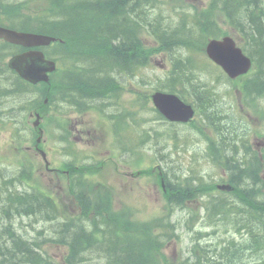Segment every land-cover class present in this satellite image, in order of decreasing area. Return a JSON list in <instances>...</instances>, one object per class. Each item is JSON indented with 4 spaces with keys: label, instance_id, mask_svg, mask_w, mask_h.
I'll return each mask as SVG.
<instances>
[{
    "label": "rangeland",
    "instance_id": "obj_1",
    "mask_svg": "<svg viewBox=\"0 0 264 264\" xmlns=\"http://www.w3.org/2000/svg\"><path fill=\"white\" fill-rule=\"evenodd\" d=\"M22 0H18V2H21ZM132 1V0H131ZM193 5H195L196 7H199L203 4H205L206 0H189ZM9 10L12 13L10 15L11 18H20V14H19V8L15 7V6H9ZM142 11L149 9L151 10L150 7L143 5V0H142V5L140 8ZM140 10V11H141ZM139 11V12H140ZM152 11V10H151ZM19 14V15H18ZM206 18V16H205ZM180 19H182L181 16H179L178 14H175L173 16V20H168L171 22H177ZM32 22V21H31ZM53 25V24H52ZM51 25V26H52ZM178 29H182L183 27L176 25ZM226 31H230V29H225ZM56 32V31H55ZM185 54L187 55L188 52H185ZM198 56H194V58H197ZM201 57V56H199ZM204 57V56H203ZM205 58V57H204ZM150 65L148 67H146L145 69H142L140 72H138L136 75L138 77L143 76L145 77L149 82H157L158 79L163 78L165 76V73L168 72V63L164 62V59H161V56H156L154 58H152L150 60ZM204 79H202V81L206 82L207 84L216 86V90L217 92H219L220 94H224L226 92V88L231 87L230 85L227 86H222L220 82H217L215 79V77H213L210 74H205ZM189 83H192V85H195L196 80H194L190 75H189ZM197 84L199 85L198 89L194 92L196 93H200L202 94V98L199 97L198 95H186L187 98H189L190 100H195L200 102L198 105H202L204 109L208 110L207 112H205L203 114L202 117L204 118H212L213 115H218L219 116V121L221 122L220 125L222 127H226V129L228 128V132L229 134L232 133V137L235 139L236 141L242 140L244 143V139L242 137L243 133L246 131V125L244 122H242L238 116V110L236 108V100H234L233 96H229L228 92H226L224 95H221L219 99L221 100V105L219 107L216 108H212L210 107V104H212L214 98H211V94L207 93L205 95L204 93V87L197 82ZM108 88H106L103 92L102 90L98 91V92H94L92 94V98L97 102V103H107L110 105L111 110L113 112V114L117 115V116H123V118H121L123 121L128 122L129 121V116L126 110L122 109L120 106H117L113 101L112 98L110 100L107 99H101V95H106V93H108V91H106ZM111 91L114 92L115 89L109 88ZM89 91V89H88ZM96 96V97H95ZM107 96V95H106ZM4 99L11 100L13 97H4L2 96ZM117 98V96H116ZM118 99V98H117ZM203 99V101L201 102V100ZM124 101L127 100V97L125 96ZM203 102H205V104H203ZM215 103L218 104V99H215L214 101ZM244 102L247 105H255L258 108H262L264 106V100H256L254 101H249L246 97L244 99ZM119 103V101H118ZM204 110V111H206ZM213 114V115H212ZM94 115L95 113L92 111H88L86 112L85 115H78L76 113H72V119H73V123H72V129H74V126H80L79 124H75L74 120H77V122L80 121V118L88 119L89 121L92 120L94 121ZM223 115V119L225 121H223L220 116ZM140 116L143 119H147V120H152V118H150L151 114L149 112H142L140 114ZM142 119V120H143ZM234 119H238L240 121V124H236L234 122ZM215 122V119H214ZM146 122H140V124H145ZM218 123V122H217ZM250 124H252V121L250 122ZM219 125V123H218ZM89 127L91 128L92 131H94V125L89 124ZM163 124H159L158 122L152 120V122H149V125L146 126V130H155V136L157 137L158 134H160L161 136H159V138L154 139L151 135L145 133L146 130H136L133 131V125L129 124L128 129L133 132L136 133L138 137L142 136H146V138H148L146 140L145 143L140 142L141 145V151L144 152L148 157L145 158V162L143 164V166L141 167L142 169L148 168L150 165L151 166H161V168L164 171V175L169 176L170 174L173 173V175L177 176V172L179 171V169L182 167L183 161L185 160L184 163V169L186 170L189 165H190V157L193 154V152H196L197 156L195 157L198 161L197 163H194L195 158L191 157V162L193 164H195L196 166H200L202 167L204 165V158L202 157L201 153L203 152L204 149V145L198 143L197 141V137L194 135V133L191 131L190 128L188 127H179L176 126L177 128H173V127H167V128H163ZM205 128L208 129L207 126L204 125ZM143 129V128H142ZM96 133V136L93 137H87V133L86 132H73L72 134V138L74 140V143L76 144L77 148L82 151V153L84 152L82 148H86V150L88 151H93L95 150V140L97 137V153H96V159H102V160H106V167L102 170V172L100 173V175L98 176V180L101 184H104L106 186L112 187L115 190V196L112 200V206L114 209H118L121 208L122 206H127L130 207L133 211H134V218L138 221H148L150 220L152 217L154 216H158L161 211H162V206H163V201L160 197V193L158 188L155 189L153 187V180L152 178H149V176H144V177H136L132 183L129 184L130 179L128 180L127 178H122L121 175L125 174V172H127L128 170L126 169V164L128 159L131 158V156L125 152V156H120L115 148V145H118V143L115 142V144L111 141L110 137L108 135H106V133L102 132L101 135V131L99 129H96V131H94ZM169 133L172 137H174L175 139H177L180 144H181V151L179 152H174L172 150H170V147L165 146L162 142H159L162 137ZM124 143L126 142L125 139V135H123L122 137ZM264 142V137L263 138H258L256 140H252L251 139V144L253 147H255L256 144H260ZM227 146L225 147H221L217 148V152H215L210 159L208 160V164L209 166H211L210 169H207L206 167L202 168V169H198L196 170V172L193 174L194 178L190 179L189 181L183 182V189L180 190V194L182 196L186 195V194H193L196 192H200L199 194H203L206 197H210V196H214L216 194V191L212 190L211 187H215L216 184H225L224 180L220 181L219 178L217 177L219 174H221L222 172L218 169L219 167V163L220 160L217 158V156H231L234 154V143H230V144H226ZM222 149V150H221ZM127 151V150H126ZM153 152H157L156 158L154 159L153 162H151V156L153 154ZM217 155V156H216ZM10 155L7 154L6 158H8ZM74 156L80 158V154L79 153H74ZM117 156V157H116ZM113 157H115V159H113ZM200 157V158H199ZM55 160H60L58 158V156H54ZM111 158V159H110ZM134 158V156H133ZM163 159L162 164L159 165V163L157 161ZM215 161V167H212L211 162ZM88 163L93 162L92 160L90 161H86ZM113 164L116 165V171L114 170L115 168L113 167ZM5 166L8 167H14L16 166L15 161H8L6 160V162L4 163ZM52 166L53 167H57V163L52 162ZM133 168V166H132ZM133 172H137L135 168L132 169ZM45 173V172H44ZM48 179L47 174L45 173V176ZM75 177L76 180L78 182V187L76 189L75 195L78 199L80 200H84L85 204L88 203V205L86 207H83L84 209L88 207L89 208H93L95 209V207L92 206V202L96 201L98 202L101 206L99 207L100 212H105L107 209V202L104 201L102 198H92L90 195V186L89 184L86 182V180L83 178V176L78 173L77 171L75 172ZM178 177H181L180 174H178ZM209 177L212 179V181L209 183L210 179ZM264 177V174H263ZM198 179V180H196ZM95 181V180H94ZM41 182L44 183V185L48 186L51 191L53 192V194H57L59 199L65 201L67 204H69V200H67L63 195H67L66 192V186L64 182L59 183V187L56 186V182L55 181H50V180H46L43 179ZM175 183V182H173ZM209 183V184H208ZM215 184V185H214ZM0 186H4L2 181L0 180ZM63 188V189H62ZM2 192H4V190L0 187V194H2ZM98 200V201H97ZM102 201V204H101ZM106 202V203H105ZM74 209V207L72 206V204L69 206V210L72 211ZM220 210L217 209V212H219ZM243 216V215H242ZM241 215H239V218H243ZM215 219L213 218V220H215L216 222L218 221H223L224 222V218L221 216H214ZM184 218H188V213L185 212H175V220H180V222H182V220ZM31 223L30 220H22V224L23 227L27 230L25 232V236L30 237V228L26 225L27 223ZM104 223V222H103ZM102 223V224H103ZM199 229L198 226L196 224H191L189 226V229H187L186 227H178V229L176 230V234L178 235V240L179 242L177 244H170L167 248H166V253L168 255H172L175 257L180 256L181 254L183 256H185L186 251L189 249V243H190V238L193 236L190 234V230H197ZM207 232L210 233L213 232V229H209ZM219 232H221V228L220 226L217 224L216 228H215V236L213 238V241H218L217 239L219 238ZM35 233V232H34ZM36 235V234H35ZM210 239V238H209ZM207 239L206 243H209L210 240ZM129 243H131L133 245V249L134 250H141L143 249V247L135 246V241L129 240ZM0 246H1V241H0ZM53 248V247H51ZM96 248V247H94ZM93 248V249H94ZM118 248H120V245H118ZM54 249V248H53ZM262 251V250H260ZM52 252L57 255L56 253H59L60 251L58 249L52 250ZM78 255H77V261H80V264H101V257L100 254H98V252H96V255H94L95 261L94 263H91L89 261L90 255H93L94 253H91L87 256V253L82 252V251H77ZM94 252V251H93ZM165 252V251H164ZM113 253L118 254V250L113 251ZM136 254V252H135ZM89 257V258H88ZM59 259V258H57ZM104 262V261H103ZM79 263V262H78Z\"/></svg>",
    "mask_w": 264,
    "mask_h": 264
},
{
    "label": "trees",
    "instance_id": "obj_2",
    "mask_svg": "<svg viewBox=\"0 0 264 264\" xmlns=\"http://www.w3.org/2000/svg\"><path fill=\"white\" fill-rule=\"evenodd\" d=\"M144 1V0H143ZM117 4H124L123 9L124 11H119ZM142 0H92L88 3V6L95 8L97 10L98 15V22H100L103 19L110 18L109 21H107V26L110 30V33L106 35L108 37V43L109 40L113 38H119L122 40V42H125L120 50H118L117 54H113V49L110 51V57L108 59V62L106 61V64L104 65L103 73H108L109 71L113 70L116 65H126L129 64V60L132 58V54H129L130 50L127 48V40H133V46L135 50V32L133 28L135 25L143 24L142 17L140 16L139 11L141 10ZM154 4L148 5V7H153ZM215 11L222 10L224 11L231 20L238 26L243 36L247 38L246 42V48L250 52V54L254 57L255 63L258 66L259 73L258 75H255L253 80L249 81V86L246 91V96L250 97L251 100L256 99H264V0H215ZM152 10H155L152 8ZM237 10V11H235ZM142 11V10H141ZM140 11V12H141ZM157 13L160 12V7L156 6ZM235 11V12H233ZM102 12V13H101ZM122 12H126L125 14ZM118 17H117V14ZM128 16H127V15ZM131 18H130V17ZM69 15L65 16L63 18V21H67L69 19ZM208 18H213V16L210 14ZM116 21V22H115ZM210 21V20H209ZM183 28L180 30L182 34L186 37H190V32L188 30L187 25L182 26ZM158 31L162 32L161 35H159L161 42L165 47L169 46V40L167 36V32H174L177 30V26L172 28L169 23H162L157 26ZM127 48V49H126ZM184 50L187 51L186 46L184 47ZM139 53H136L135 59L137 60L136 56H139ZM116 57V58H115ZM113 59V60H111ZM115 60L116 63L113 61ZM102 69L97 70V72H102ZM189 73L185 70H183V78L187 84H189L193 89V95H198L202 98V94H198L194 91H196L199 87L197 84V81L195 82V85H192V83H189ZM206 83V82H205ZM207 84V83H206ZM208 85V84H207ZM204 87V93L205 95L209 93L207 88ZM213 99L214 97L211 96ZM203 99L201 100V102ZM205 104V102H203ZM210 107L213 108V106ZM218 118L219 116L216 115ZM216 117V118H217ZM221 118V117H220ZM222 119V118H221ZM230 143H235L234 139L231 137L229 139ZM223 141L221 142V144ZM229 143V144H230ZM228 144V143H227ZM221 147H224L221 145ZM236 148V147H235ZM222 150V149H221ZM223 157V156H222ZM235 157H232L231 159L235 160ZM247 157L244 156L243 159H246ZM228 159V158H227ZM239 159L240 162H244L245 160ZM224 165L227 166V161L223 157ZM236 160V161H239ZM235 163V166L239 169H237L238 173H240L237 177H235L234 185L237 187L238 195L240 198L247 203L253 202L252 195L255 194V188H257V182L256 180H252V183L249 182L247 179H245V176L243 173L247 174L248 172H251L252 174L256 173V167L252 168L250 167L251 164H255V160L251 159V161H248L247 164H244L241 166L237 162ZM232 164V163H231ZM232 165L231 167H227V170L232 172V169L235 167ZM252 176V175H251ZM240 178L239 180H236ZM247 182V183H246ZM3 185L0 186L4 192L0 194V212L3 215H9V213H17L20 215H31L35 216L34 214H38L41 217H47L50 214V204L49 200L43 196V195H25L17 192H9L8 188L6 186L10 185V181L3 180ZM246 183V185H245ZM258 191V190H257ZM252 194V195H251ZM174 197H176L174 195ZM88 204H86L87 206ZM230 205L234 206V203L231 202ZM254 204H249L250 206V212L246 213L245 215H258V219H260L259 214L260 211L255 209L253 206ZM93 206V205H92ZM101 205L97 204L95 207V215L91 217L92 219V228L90 230H87L85 227H76L78 225L72 226V228L68 226H60V235L61 238L57 242L65 244L69 247V255L65 259L64 264H80V261L76 259L78 255V250L84 249L85 252H93V249L90 248L89 243L98 242L96 243L97 247H104L103 248V256L101 259L102 261L106 262V264H157L156 255L154 251L149 250L147 253V256H143V250H134L133 245L129 243V240L135 241L130 234L129 235H123L119 234L118 232L121 230V223L123 221H126V217L111 212L108 208L105 212H100L99 207ZM92 208L88 207L84 209V214L87 215L89 211H91ZM251 213V214H250ZM10 221V220H9ZM21 221V220H20ZM19 221H10L11 226H8L7 229L3 228V231L0 234V264H55L54 262L45 259L42 254L40 253L37 246L34 244L28 242L25 239H17L13 235V233L10 231V228L15 230L19 233L20 226L19 225H13L12 223H16ZM99 222V225H95L94 223ZM104 222V223H103ZM103 223V227L101 226ZM114 229H113V228ZM243 228L247 229V239L241 244H234V249L239 253V255L242 258L247 257V252H243V248H246L247 244L248 246L252 243H255L258 247L262 248V251L264 250V225L257 224L256 218L252 221L249 218H247V221L245 224L242 225ZM70 230V232H69ZM116 230V231H115ZM114 235L116 238H114ZM15 240H14V239ZM121 239V240H118ZM13 240L12 248L7 247V240ZM6 240V241H5ZM65 240V241H63ZM115 242L118 244H122V248L118 251V255H112L113 251L111 248V244ZM149 245L153 246L155 243V239L153 236L149 237ZM135 246H143L142 244H139L135 241ZM256 246V247H257ZM107 247V249H106ZM113 247V246H112ZM14 250L18 251L16 255H13ZM136 252V254H135ZM107 253V254H106ZM106 255L108 257H106ZM213 263L215 261V264H226L221 260H212ZM103 262V263H104ZM91 263H94L91 261ZM249 263V260L246 259L245 262L241 261V259H233L230 264H247ZM252 264V263H251Z\"/></svg>",
    "mask_w": 264,
    "mask_h": 264
},
{
    "label": "bare ground",
    "instance_id": "obj_3",
    "mask_svg": "<svg viewBox=\"0 0 264 264\" xmlns=\"http://www.w3.org/2000/svg\"><path fill=\"white\" fill-rule=\"evenodd\" d=\"M0 4L5 7V9L3 11L0 10V23H2V24H10V25H14V26L20 27V28H22L24 30H30V31H40V32H48V33H52V32H55V31L57 32V28L55 27V25L52 22V19L54 18V16H52V15H50L49 17H42V18H40V19H38L36 21H32V22L24 19L23 17L11 18L10 15L12 13L9 10L10 9L9 6H15L17 8H20L21 2H18V0H7L5 3H1L0 2ZM156 6L157 5L154 4L153 7H150L151 10H152V8L155 9V10H152V12H154V13H157ZM235 11H237V10H235ZM235 11H233V12H235ZM210 14L211 13H206L205 14L207 19H208ZM68 15H69V12L66 13V16H68ZM161 22L162 23H164V22L169 23L172 28H174L176 25H179L181 27L187 25L186 22L183 19H180L177 22H175V21L171 22V21H168V20H163ZM185 52H188V50L185 51ZM201 79H204V77H201ZM214 80H216L217 82H220V80L217 79V78H215ZM208 85L210 86V84H208ZM210 87L214 89L218 99L220 98L221 95H224L227 92L226 91L224 94H220L219 92H217L216 86L211 85ZM103 91L104 90H102V92ZM106 91H108V93H106L107 96L106 95H103V96L101 95L100 96L101 99L110 100L112 98V101L117 106H120L119 103H118V99L116 98L118 91L114 90V92H113L109 88ZM245 97L249 101H254V102L256 100H264V99L251 100L250 97H247V96H245ZM217 98H214V100H213V102L211 104V106H213V108H215V106L217 105V103L214 102L215 99H217ZM186 99L189 102H191L192 104H194L201 111L206 110V109L203 108L202 105H198L200 102L195 101V100H190L187 97H186ZM120 117L123 118V116H120ZM216 117H217L216 115L215 116L213 115V117L210 118V119L202 117V123H203V125L207 126L208 129L220 130V136H221L222 141H223V143L221 145H223L225 147V146H227L226 145L227 143L228 144L230 143L229 139L232 137L231 136L232 133L229 134L228 128L226 129V127H222L220 125L221 122L219 121V118L218 117L216 118ZM220 117L222 118L223 121H225L223 119V115H221ZM214 119H215V122H214ZM152 120L158 122L160 125L163 124V126H164L163 128H167V127L177 128L176 125H171L169 122L164 121V120H162V119H160L158 117H156V118H154ZM152 120L149 121L147 119H143V120L140 121V122H144V121L146 122L143 125L140 124L141 127L143 128V130L148 129V128H146V126L149 125V122H152ZM217 122L219 123V125H218ZM136 130H137L136 127L133 125V131H136ZM148 132H151V131L150 130H146L145 131V133L149 134ZM159 136H161V135L158 134L157 137L154 136V139L159 138ZM138 139H139V142L145 143L148 138H146V136H142V138L138 137ZM234 141H235L234 147H233V149L235 151L234 154L231 155V156H223L225 158V160L227 161V166L224 165L223 157L219 156V155L218 156L216 155L217 158L220 160L218 169H220L222 167H225V168L231 167L232 165L235 166L234 162L236 160L243 159L244 156L247 157L246 159H243V160H245L244 162H240V160L236 161L241 166H243L244 164H247L248 161H251V159L253 160V157L247 152L246 144L242 140L236 141V138L234 139ZM215 151L217 152V148H215ZM125 152H127L130 156H132V154H131V152L129 150H127ZM196 156H197L196 152H193V154L191 155V157H194V158ZM234 156H236L235 160L231 159ZM191 157L189 159L190 161H191ZM194 161H195L194 163L198 164V161H197L196 158H195ZM157 162L160 165V164H162L163 159H161V160H159ZM184 163H185V160L183 161L182 167L176 173L177 176L173 175V173L169 175L170 183H171L174 195L176 197H178V198L182 197V195L180 194V190L183 189V185H182L183 182H182L181 177H178V174H180V172L184 171ZM211 165H212V167H215V161H212ZM250 165H251L250 167H252V168L256 167V163L255 164H251L250 163ZM204 167H206L207 169L211 168V166H209V164H208V161L206 162L205 159H204V165L202 166V168H204ZM159 168L161 169V172L164 174V171L161 168V166H159ZM237 169H239V168H237L236 166L232 169L231 177L229 179H227V180H224L225 184H222V183L221 184H216V185L214 184L215 185L214 189H213V187H211L212 190L216 191V194L214 196H210V197L203 196V199L205 200V206L203 207V209H201L199 211V213L197 215H195V216L190 218V223L191 224H193V223L196 224L199 229L190 230V234L193 235V236L190 238L189 249L186 251V254H185L187 259L190 261L189 264H212L208 259H206L204 257V255H207V253H208V248H207L206 244L205 243L202 244V242H203L204 239H209V238H210L209 240L213 241V238L215 236L214 231H215V228H216V225H217V222L215 220H213V218L215 219L214 216H221V217L224 218V222H226L228 224H235V225L238 226V229H239V232H240V237H239L238 241L236 243H234V244H241L244 241H246V239H247V235H246L247 234V229L243 228L242 225L245 224V222L247 221L248 217L242 216L243 218H239V215L237 214L235 207L236 206L247 207V206H249V204H254L255 203L254 206L252 205L255 209H257L259 211L264 209V199H262L260 197V195L258 194V191H257L258 190V185H257V188H255V190H254L255 194H253V195L251 194L252 195V199L251 200L253 201L251 203H247L246 201L242 200L240 198V196L237 194L239 190L233 184L234 183L233 179L240 174V173H238ZM255 169H257V168H255ZM243 174L245 176V179H247L251 183H252V180L253 181L256 180L255 179V174H252L251 172H248L247 174H245V173H243ZM233 176H235V177H233ZM10 178L15 183L17 182L16 181V177H15L14 174H10ZM193 178H194V175L190 174V175H188L186 181H189L190 179H193ZM239 179L240 178H238L236 180H239ZM196 180H198V179H196ZM219 180L222 181L223 179L219 178ZM173 182H175V183H173ZM246 183H245V185H246ZM228 186H231V190H226L225 187H228ZM196 193H200V192H196ZM81 201L83 203V207H86V204H88V203L85 204L84 200H81ZM231 202L234 203V206L230 205ZM97 204H99V203L96 202V201L92 202L93 206H96ZM101 204H102V201H101ZM217 209H219L220 211L217 212ZM19 222H21V221H19ZM76 227H85V225H78ZM209 229H213V232L210 233V235H209V232H207ZM69 232H70V230H69ZM19 233H23V230L21 229V227L19 229ZM226 239L232 240L231 237L225 236L224 234H222V232H219V238L217 239L218 241H216V242H221V241H224ZM118 240H121V239L118 238ZM139 244H142V243H139ZM111 245L113 246V247L111 246V248H112L111 251H116V250L119 251L120 248H122V244L121 243L118 244V243L113 242ZM118 245H120V248H118ZM89 246H90L91 249L96 247V248L93 249L94 252H91V253H94V254L90 255V258L88 257L90 262L91 261H93V262L97 261V260H95L97 258L94 257V255H96V252H98V254H100L101 258L103 256H105V254H103L105 252L101 253L103 251V248H104L103 246L102 247H97L96 243H89ZM202 246H203V254H202V251H201V247ZM256 246L257 245H255V243H252L249 246L247 244L246 248H243V252H247V255H248L251 251H260V250H262L261 247H258V246L256 247ZM142 247H144V245ZM106 249H107V247H106ZM79 251L85 252V250L81 249V248H80ZM85 253H87V256L90 254V252H88V251L85 252ZM112 255H118V254L113 253ZM106 257H108V256L106 255ZM100 261H101V264H103L102 259ZM142 264H144V262ZM214 264H215V261H214Z\"/></svg>",
    "mask_w": 264,
    "mask_h": 264
},
{
    "label": "water",
    "instance_id": "obj_4",
    "mask_svg": "<svg viewBox=\"0 0 264 264\" xmlns=\"http://www.w3.org/2000/svg\"><path fill=\"white\" fill-rule=\"evenodd\" d=\"M209 55L223 65L226 73L234 78L247 71L249 62L240 56V53L233 48V43L229 39L222 42H213L208 47ZM155 106L168 119H179L186 121L191 116L190 108L179 103L172 97L158 95L154 98ZM227 190L229 187H225Z\"/></svg>",
    "mask_w": 264,
    "mask_h": 264
}]
</instances>
